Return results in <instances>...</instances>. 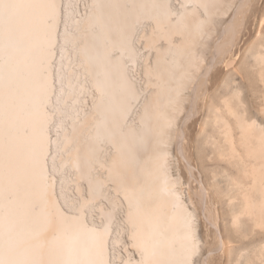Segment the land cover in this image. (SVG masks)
Returning <instances> with one entry per match:
<instances>
[{"label": "bare ground", "instance_id": "obj_1", "mask_svg": "<svg viewBox=\"0 0 264 264\" xmlns=\"http://www.w3.org/2000/svg\"><path fill=\"white\" fill-rule=\"evenodd\" d=\"M72 1L0 0V264H264V0Z\"/></svg>", "mask_w": 264, "mask_h": 264}, {"label": "rangeland", "instance_id": "obj_2", "mask_svg": "<svg viewBox=\"0 0 264 264\" xmlns=\"http://www.w3.org/2000/svg\"><path fill=\"white\" fill-rule=\"evenodd\" d=\"M66 1L67 0H62V8H61V20H60V28H59V34L63 33L62 31L64 30V28L69 27L67 22H68V19H67V7L66 6ZM73 6H74V11H75V15L76 16H82L85 12H86V9L88 8L89 6V1L88 0H73ZM69 23V22H68ZM139 31H137V34L140 35L139 33L141 32L140 29H138ZM138 40H139V36H138ZM137 43H140L139 41ZM139 48V49H138ZM137 49L139 51V53L143 55V52H145V50L143 49V45L141 43V45L137 44ZM141 50V51H140ZM55 57H54V70L55 72L57 73L58 70H59V60H60V57H61V50H60V47L59 45H57L56 47V52H55ZM140 64H141V59H139L137 61V64H136V69L134 71V75H135V78L137 79V83L139 86H144L142 85L143 84V81H142V76L140 75ZM130 65H134L133 63H131ZM71 67H76L74 64L71 65ZM55 95H57V91L59 89V86L61 85L60 83V80L59 78L57 77V74H55ZM141 84V85H140ZM85 97H87V99L89 98V92L86 91L85 93ZM55 115V118L54 120L52 121L51 123V127H50V135L52 137V140H54L57 136V131H58V124H59V120L60 118L56 115ZM69 121V119L67 120ZM53 143V141H52ZM173 152H172V157H171V160L173 161L174 165L176 164L177 162V155L174 153V144L171 146ZM107 150V152H106ZM111 149L108 148V149H105L104 151V157H108V155H110V152ZM56 155V149L54 147V145L52 144L51 148H50V157H49V161H48V165H49V175L52 177V179L55 181L56 183V186H57V193L66 189L70 198L71 199H75L77 198V193H76V190H75V185L73 184V182H71L70 184H68L66 187L63 183V177H67L69 178V180H72L74 178V175L71 171H68V170H65V172H60L58 170H55L54 167H53V157ZM176 156V158H175ZM103 201V202H102ZM101 201V204L103 203L105 205V203L107 204L106 207H109L110 206V200L108 201V199H103ZM63 207L65 210H72L69 206H67L66 204H63ZM117 215V221L121 219L122 217V213L119 211ZM92 214V215H91ZM91 214L89 213V218L90 220L92 221H98L99 220V216H98V213L97 211H94L92 212L91 211ZM91 216V217H90ZM118 221V222H119ZM118 224V223H117ZM115 224L114 228H113V231H112V237H115V236H118L121 238L122 242L118 245H114L112 244V242L110 243V254H111V261L112 263L114 264H125V258L129 255V254H132V250L129 246V242H128V237L126 236V234L124 232H122L120 230L119 225ZM117 225V226H116Z\"/></svg>", "mask_w": 264, "mask_h": 264}]
</instances>
